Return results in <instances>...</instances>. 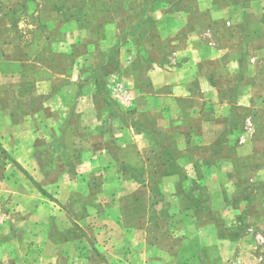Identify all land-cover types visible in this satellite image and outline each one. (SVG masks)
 <instances>
[{
    "label": "rangeland",
    "instance_id": "rangeland-1",
    "mask_svg": "<svg viewBox=\"0 0 264 264\" xmlns=\"http://www.w3.org/2000/svg\"><path fill=\"white\" fill-rule=\"evenodd\" d=\"M234 3L0 0V264H264V26Z\"/></svg>",
    "mask_w": 264,
    "mask_h": 264
},
{
    "label": "crops",
    "instance_id": "crops-1",
    "mask_svg": "<svg viewBox=\"0 0 264 264\" xmlns=\"http://www.w3.org/2000/svg\"><path fill=\"white\" fill-rule=\"evenodd\" d=\"M203 1L207 2V0H203ZM233 1H235L234 4L228 6L221 12V16L225 18L227 22H229L228 23L229 26L232 25L235 27L242 23L244 25L248 24L246 27H244L245 30L248 31V33L251 30L253 31V33H257V32L262 33L261 30H262V27L264 26V9H260V11H258L260 14L257 16V14H255L254 12L250 10L247 11V9L242 8L240 6L239 0H233ZM257 1H263V0H257ZM254 17H256V19L251 20ZM258 49H264V46H259ZM57 93L58 94L51 97V100L49 102L51 103L62 102V98L60 95L61 93L59 92ZM96 93L97 92H95V89L93 87L88 92L80 94V96L77 98L75 102L74 111L71 112V115L74 114V119L71 120L72 121L71 124L69 125L67 130L64 132V135L66 136L67 141L75 142V140L72 141L71 139L74 138L72 134L74 133L73 130L75 126H78V127L80 126V123L79 122L77 123V121L80 120L83 123L82 125L83 127L87 126L86 125L87 123L91 125L90 127L93 126L94 122H92L91 120H86V119L90 117H94L97 113V108L94 104V98H95ZM46 106H49V105H47L46 103ZM59 106H61V104ZM59 106H57L58 108L56 110H60ZM61 110L63 111L64 116H66L67 111L65 110L66 113H64V109H61ZM62 115H59V116L62 117ZM56 121L57 119L54 121L55 122L54 128L61 129L59 122H56Z\"/></svg>",
    "mask_w": 264,
    "mask_h": 264
}]
</instances>
